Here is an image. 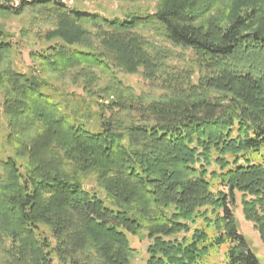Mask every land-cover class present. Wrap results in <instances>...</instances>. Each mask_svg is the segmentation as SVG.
<instances>
[{"label":"trees","instance_id":"1","mask_svg":"<svg viewBox=\"0 0 264 264\" xmlns=\"http://www.w3.org/2000/svg\"><path fill=\"white\" fill-rule=\"evenodd\" d=\"M11 1L0 16L27 11L51 42L23 71L0 28V264H131L130 235L145 264H260L233 207L264 243V0H151L122 17Z\"/></svg>","mask_w":264,"mask_h":264},{"label":"rangeland","instance_id":"2","mask_svg":"<svg viewBox=\"0 0 264 264\" xmlns=\"http://www.w3.org/2000/svg\"><path fill=\"white\" fill-rule=\"evenodd\" d=\"M20 0H12L11 4H18ZM67 6L72 8H78L82 11H88L90 13H96L105 17L118 16L122 17L131 12H152L155 9V2L151 0H142L140 2H127L122 0H63ZM1 2V0H0ZM0 28L8 33H13L11 40L16 43V53L14 57V64L17 69L23 71L30 70L33 65L29 52L32 49H39L48 45L51 41L47 40L43 35V32L49 29V26L34 21L32 16L27 11L19 15H6L0 16ZM143 34L148 39H153L149 30H143ZM160 43L161 39L155 40ZM163 43V42H162ZM175 52L176 58L172 61L174 64L179 63L184 55L180 54L182 49L174 47L170 43H166ZM118 76L122 79L125 85L131 87L136 94H141L145 97H153L158 93V89L152 84H149L139 74H127L119 73ZM47 79L52 85H54L59 92L73 93L72 95L85 94L78 86L72 85L69 80L59 78L56 74H47ZM8 132L7 119L2 111V92L0 90V142L4 140L5 134ZM262 156L255 155V158L259 162H264V151L261 150ZM91 184L94 185L93 182ZM235 217L238 221L240 232L249 238V242L254 252L256 253L260 264H264V243L261 242L258 233L254 230L252 224L244 220L241 213V206L237 195V202L233 207ZM130 244L135 249V254L131 259V264H145L147 254L146 246L147 240H140L139 237L129 236Z\"/></svg>","mask_w":264,"mask_h":264}]
</instances>
